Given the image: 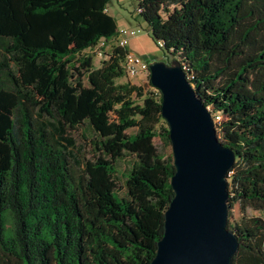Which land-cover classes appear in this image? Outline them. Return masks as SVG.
<instances>
[{"label": "trees", "instance_id": "obj_1", "mask_svg": "<svg viewBox=\"0 0 264 264\" xmlns=\"http://www.w3.org/2000/svg\"><path fill=\"white\" fill-rule=\"evenodd\" d=\"M107 1L0 0V264H149L155 252L173 165L153 137L169 142L167 126L148 76L151 89L115 80L125 45L96 65L85 52L116 41ZM135 11L224 116L216 135L234 152L231 264H264V0H136ZM83 122L101 155L74 166L64 132ZM125 153L133 160L119 195L115 161Z\"/></svg>", "mask_w": 264, "mask_h": 264}, {"label": "water", "instance_id": "obj_2", "mask_svg": "<svg viewBox=\"0 0 264 264\" xmlns=\"http://www.w3.org/2000/svg\"><path fill=\"white\" fill-rule=\"evenodd\" d=\"M146 65L160 92L173 165L172 196L149 264H231L238 242L226 226V172L234 152L217 138L209 110L177 59Z\"/></svg>", "mask_w": 264, "mask_h": 264}, {"label": "rangeland", "instance_id": "obj_3", "mask_svg": "<svg viewBox=\"0 0 264 264\" xmlns=\"http://www.w3.org/2000/svg\"><path fill=\"white\" fill-rule=\"evenodd\" d=\"M136 0H108L107 9L114 16L117 25H124L125 27H138L139 30L134 34H129L127 36V42L125 47L127 50L133 52L137 55L142 61L148 63L152 59L162 58L167 59H178L176 55H164L162 50L152 41L150 33L147 29V25L143 18L135 11ZM115 43V39L107 41L105 45L98 43L92 48L85 49V52L92 55L93 64H98L100 55L96 54V50L101 49V52L104 50H110L112 45ZM101 46L103 48H101ZM148 69L144 72H140L135 76H128L126 74L117 77L115 80L117 82L129 81L130 83L140 85L144 89H151L148 85ZM210 114L218 113L221 114L219 110H213L212 105H206ZM213 118V117H212ZM224 119L222 115L219 119L213 120L214 127L218 130L216 134H219V125ZM108 123L115 127L117 126L115 114L109 112L107 117ZM166 125V123H165ZM136 130L135 126L125 128L121 131V134L127 135L129 133H134ZM66 135L72 138V143L68 145L69 149V160L75 166L76 161L84 163L88 160H94L97 156L101 155L100 151L97 150L92 144V139L94 137L92 131L87 127L83 122L78 124L75 127H67L64 132ZM153 143L159 153L163 157H171L170 143L163 140L160 135L156 134L153 137ZM133 160V154L125 153L120 158L115 161V172H114V181H115V190L119 195H122L125 190L124 178L127 169L129 168ZM231 216L229 218H234L239 215V209L237 204H234L231 208ZM252 214H258L257 210H249Z\"/></svg>", "mask_w": 264, "mask_h": 264}, {"label": "built area", "instance_id": "obj_4", "mask_svg": "<svg viewBox=\"0 0 264 264\" xmlns=\"http://www.w3.org/2000/svg\"><path fill=\"white\" fill-rule=\"evenodd\" d=\"M139 30L138 27H125L124 25H117L116 27V44L119 46H124L127 42V36L129 34H134ZM99 43L103 44L102 41ZM96 54L103 56V53L101 52V49L96 50ZM122 66L124 73L128 76H135L139 74L140 72L146 71L147 65L144 61H142L137 55H135L133 52L126 50L123 58H122ZM221 117V114L215 113L213 116V120H217Z\"/></svg>", "mask_w": 264, "mask_h": 264}, {"label": "crops", "instance_id": "obj_5", "mask_svg": "<svg viewBox=\"0 0 264 264\" xmlns=\"http://www.w3.org/2000/svg\"><path fill=\"white\" fill-rule=\"evenodd\" d=\"M109 12V11H108ZM110 13V12H109ZM111 14V13H110Z\"/></svg>", "mask_w": 264, "mask_h": 264}]
</instances>
